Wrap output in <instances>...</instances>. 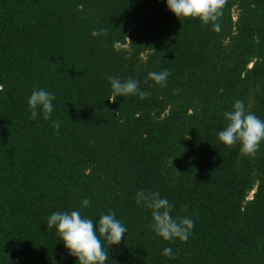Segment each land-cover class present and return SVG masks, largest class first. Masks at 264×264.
<instances>
[{"label":"trees","instance_id":"16d2710c","mask_svg":"<svg viewBox=\"0 0 264 264\" xmlns=\"http://www.w3.org/2000/svg\"><path fill=\"white\" fill-rule=\"evenodd\" d=\"M217 23L165 0H0V264H76L46 225L71 211L127 227L107 264H264V142L217 139L236 100L264 120V0H224ZM110 76L150 95L115 97ZM38 88L51 120L29 118ZM141 190L194 221L186 242L155 235Z\"/></svg>","mask_w":264,"mask_h":264},{"label":"clouds","instance_id":"9594fccd","mask_svg":"<svg viewBox=\"0 0 264 264\" xmlns=\"http://www.w3.org/2000/svg\"><path fill=\"white\" fill-rule=\"evenodd\" d=\"M165 3L167 9L179 20L199 19L205 25L210 24L214 30H220L217 20L224 0H165ZM169 75L167 70L150 72L148 79L160 87H165ZM108 81L115 97L138 96L144 99L150 95L141 91L139 82L133 78L122 81L119 77L110 76ZM55 100V93L42 88L33 89L27 100L29 118L35 121L42 114L44 120H51ZM223 116L227 124L217 133L218 141L227 147L238 144L241 154H255L261 142H264V120L248 111L241 100L234 101L232 109L225 111ZM51 126L58 131L60 122L52 120ZM135 202L138 207L150 210L151 230L164 241L178 239L186 242L191 236L195 227L194 221L190 217L173 218L171 213L174 205L168 199L162 198L158 191H138ZM90 204L87 198L81 201L83 208ZM46 225L47 228L56 230L67 254L75 258L76 264H107L110 259L108 250L104 247L105 243L107 249L119 245L127 233V227L112 212L100 215L95 220L83 217L79 211L53 212ZM162 255L169 259L174 258L170 247L164 248Z\"/></svg>","mask_w":264,"mask_h":264},{"label":"rangeland","instance_id":"374dc122","mask_svg":"<svg viewBox=\"0 0 264 264\" xmlns=\"http://www.w3.org/2000/svg\"><path fill=\"white\" fill-rule=\"evenodd\" d=\"M233 16H235V11L233 12ZM250 195H251V193H250Z\"/></svg>","mask_w":264,"mask_h":264}]
</instances>
